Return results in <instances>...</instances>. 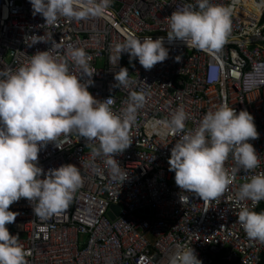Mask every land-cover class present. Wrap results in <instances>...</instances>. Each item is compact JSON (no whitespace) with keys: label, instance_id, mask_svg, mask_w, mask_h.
<instances>
[{"label":"built area","instance_id":"2783aa9c","mask_svg":"<svg viewBox=\"0 0 264 264\" xmlns=\"http://www.w3.org/2000/svg\"><path fill=\"white\" fill-rule=\"evenodd\" d=\"M194 3L109 0L99 13L61 16L48 25L42 15H33L30 0H0V71L18 69L38 50L65 59L71 46L88 54L96 70L88 90L100 101L111 97L115 114H124L131 92L144 95L130 125L132 143L114 157L128 173L124 181L113 178L108 157L93 154L98 141L75 132L62 136L60 147L49 142L38 153L37 164L45 172L71 163L80 168L83 184L67 209L48 218L36 216L26 198L9 206L18 215L6 227L25 249L27 264H169L178 245L192 247L202 264H264V242L250 239L237 216L243 207L256 211L264 205V200L237 197L242 183L264 171V0H212L232 9L229 37L213 51L168 40L169 16ZM86 4L78 0L77 7L83 10ZM45 33L52 34L49 41L29 46L32 35ZM132 33L141 39L163 37L168 58L150 70L127 53L119 63L110 62L115 44ZM120 67L128 69L129 83L116 87ZM222 103L253 116L259 135L249 142L260 165L233 175L230 155L225 162L230 184L217 199L203 201L179 189L168 161L174 143ZM180 107L187 113L185 129L173 133L164 122Z\"/></svg>","mask_w":264,"mask_h":264},{"label":"clouds","instance_id":"9594fccd","mask_svg":"<svg viewBox=\"0 0 264 264\" xmlns=\"http://www.w3.org/2000/svg\"><path fill=\"white\" fill-rule=\"evenodd\" d=\"M77 3L78 0H30L33 15H42L48 25L61 16L74 18L89 11L99 13L109 0L99 3L87 0L83 10ZM231 17L232 9L228 6L212 0H195L169 16L168 40L179 39L202 51L219 50L231 32ZM32 36L29 46L49 41L46 37L52 34ZM114 52L110 62L119 63L121 54L127 53L130 60L138 59L145 70L169 56L163 37L141 39L135 33L117 42ZM65 56L58 59L49 49L38 50L18 69L0 71V264H27L25 249L6 227L18 215L9 210L11 204L26 198L33 204L36 216L48 218L67 209L83 184L80 168L74 164H63L47 172L38 166V153L49 142L60 147V138L71 132L88 141H98L93 154L108 157L106 164L113 178L124 181L128 176L114 157L132 143L130 125L144 95L131 92L124 114L117 115L111 108V97L100 101L88 90L96 70L90 66L85 50L70 46ZM69 59L79 67L80 75L70 71ZM128 73L127 68L120 67L114 76L116 87L128 85ZM82 76L89 79L82 82ZM186 119L187 113L180 107L164 126L173 133L183 131ZM258 135L254 118L247 110L237 112L224 103L209 110L199 126L185 132L171 148L168 163L169 170L175 173V184L203 201L217 199L231 182L225 167L230 155L235 161L233 175L241 169L253 171L259 167L257 151L249 142ZM237 197L256 203L264 200V171L242 183ZM237 216L250 239L264 242V211L243 207ZM169 264H202V261L192 247L178 245Z\"/></svg>","mask_w":264,"mask_h":264},{"label":"trees","instance_id":"16d2710c","mask_svg":"<svg viewBox=\"0 0 264 264\" xmlns=\"http://www.w3.org/2000/svg\"><path fill=\"white\" fill-rule=\"evenodd\" d=\"M257 212H260V211H264V205H260L257 209H256Z\"/></svg>","mask_w":264,"mask_h":264}]
</instances>
